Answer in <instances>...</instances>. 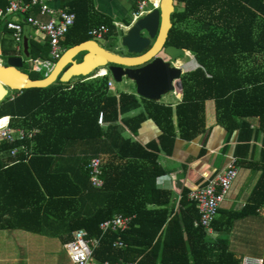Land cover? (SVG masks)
Wrapping results in <instances>:
<instances>
[{
  "label": "trees",
  "instance_id": "16d2710c",
  "mask_svg": "<svg viewBox=\"0 0 264 264\" xmlns=\"http://www.w3.org/2000/svg\"><path fill=\"white\" fill-rule=\"evenodd\" d=\"M152 1L157 7L159 0ZM174 1L166 44L189 51L197 63L181 74V100L174 109L143 97L138 99L130 92L112 91L107 87L108 76H84L16 91L12 98L6 97L0 103V117L9 115L12 126L39 128L32 144L33 156L51 160L72 141L82 147L77 157L81 167L91 157L100 158V188L91 186L85 168L77 178L63 174V180L58 172L49 171L48 184H42L49 205L56 208L48 212L63 217L69 233L84 229L89 238H99L92 251L94 259L134 264H240L241 257L229 249L225 232L234 221L255 214L264 204V3ZM6 4L7 0H0V8ZM63 6L75 15L60 40L65 49L89 40L88 30L101 24L107 27L104 40L117 35L113 21L95 12L92 0H65ZM2 29L10 33L0 37L2 54L14 55V46L8 47L9 41L13 42L11 32L4 26ZM27 45L31 58L49 59L47 39L39 43L27 38ZM28 75L31 79L44 77ZM207 99L214 100L217 122L228 136L236 132L233 156L237 166L260 172L240 210L219 207L218 216L211 223L212 236L193 225L198 212L186 190L175 209L170 203V192L156 185L162 174L158 153L169 152L175 138L173 115L180 138L191 140L205 129ZM141 104L142 110L129 115ZM99 112L104 120L115 124L101 127L97 123ZM146 118L153 119L162 131L158 143L141 144L122 135V126L135 133ZM259 134L262 136L258 158L253 159L252 142ZM11 146L4 144L7 150ZM51 182L60 184L64 192H52ZM116 214L133 216L129 228L100 235L99 223ZM4 222L0 220V228L11 226L9 220ZM116 239L122 240L124 246L114 248L112 243ZM260 257L264 264V253Z\"/></svg>",
  "mask_w": 264,
  "mask_h": 264
},
{
  "label": "crops",
  "instance_id": "0c3cea01",
  "mask_svg": "<svg viewBox=\"0 0 264 264\" xmlns=\"http://www.w3.org/2000/svg\"><path fill=\"white\" fill-rule=\"evenodd\" d=\"M43 1L55 10V15L59 8L68 9V7L63 6L65 0ZM137 1L92 0V4L95 12L107 16L114 23L126 26L125 24L129 21V15L133 11ZM38 11V7H33L30 10V14L43 22L49 19V15H40ZM6 33L7 36H10V33L4 32V30L2 35L5 36ZM23 36L24 38L36 40L39 43L46 40L42 32L27 24H23ZM1 47L0 43V59L4 61L3 59L9 56L2 54ZM61 48L64 52L65 48L62 45ZM187 54H189V51H187ZM15 55H17L16 50L15 54L10 56ZM19 56L23 58V62L25 59L31 58L30 56H24L23 52ZM177 64H182L183 72L197 65L194 57L189 63L184 61L183 58H179ZM90 76L85 79H89ZM78 78L75 77L73 80ZM112 91L118 90L114 88ZM122 92H130L135 94L138 99L140 98L135 90ZM6 97H9V95ZM180 100L181 90H174L163 95L158 102L170 105L174 109ZM142 108L143 105L141 104L137 110L131 111L129 115L136 114ZM204 117V131L191 140H184L178 134L176 116L174 114L172 117L173 125L175 126L173 144L169 152L160 151L158 153L157 163L160 170H162V174L157 177L156 185L170 192V203L173 204L175 209L179 207V200L183 190H186L189 194L191 190L204 184L205 175L213 176L224 167L229 156L234 155L236 132L231 137L228 136L227 130L217 122L213 99L205 100ZM251 121L253 124L256 123L255 119H251ZM112 124H115V122L104 120L103 116V124L99 125L107 128ZM121 129L124 137H130L141 144H148L153 141L158 143V137L162 133L159 125L151 118H146L142 121L135 133H132L124 126ZM261 136L259 134L256 141L252 142L254 146L253 159L258 158ZM81 149L82 147L78 143L71 141L63 146L60 154L52 156L53 159L51 160L40 155H32L26 161L19 162H11L12 159L6 161L5 158L1 160L0 220H2V223H5V220H9L8 223L11 226L0 228V264H48L47 262L51 258L58 259V253L60 252L58 250L52 251L54 246L50 250L46 244H64L70 240L68 238L71 233L68 232L69 225L63 217L48 212L56 208L52 204L49 205L47 193L43 189L42 184H48L49 171L51 173L58 172L59 179L61 180H63V174H66L70 178H77L89 161L87 160L83 167L79 165L77 157L79 158ZM259 173L254 168L238 166V174L231 185L232 190L229 196L227 195L228 197L224 199L220 208L240 210L247 202ZM52 183L50 184L52 192H64L65 189L60 184L53 185ZM261 231L264 233V204L257 209L255 214L234 221L232 226L225 232L229 249L235 252V249L244 242L242 239H239L241 235L246 234L249 236ZM262 240L264 242V239ZM236 256L239 257L240 255L236 253ZM252 256L260 257L261 255ZM45 258H47L46 262L44 261ZM68 261L72 263L69 259Z\"/></svg>",
  "mask_w": 264,
  "mask_h": 264
},
{
  "label": "built area",
  "instance_id": "2783aa9c",
  "mask_svg": "<svg viewBox=\"0 0 264 264\" xmlns=\"http://www.w3.org/2000/svg\"><path fill=\"white\" fill-rule=\"evenodd\" d=\"M264 3V0H262ZM150 5L154 8L150 0H139L136 3V8L132 11V21L143 16L148 10L146 6ZM33 7L39 8L40 15H49V19L45 22L37 19L30 14ZM55 10L51 8L43 0H7V4L0 8V35L3 33L2 26L11 32V38L15 44L17 55H22L23 42V24L32 26L37 31L42 32L49 44V59L27 58L32 64L31 69L36 72L41 71V67H53L55 61L61 56L63 49L61 48L60 40L73 24L75 15L67 8H59ZM22 16V18H20ZM118 29L123 28V25L114 23ZM107 32V27L103 24L92 27L88 30V35L91 38H103ZM2 63V59H0ZM101 76H110L106 68L95 70L90 78ZM113 80L110 77L107 80V87L113 88ZM12 93V92H11ZM9 94L10 98L14 94ZM97 123L103 124L102 112H99ZM39 133V128L12 126L10 116L0 117V162L6 156L11 157V162L26 161L27 158L34 154L33 140ZM4 144L12 145L8 150L4 148ZM101 160L98 156L89 159L85 166L90 184L95 188H100L103 185L101 178ZM238 174V166L236 158L229 156L224 167L215 173L213 176L205 175V183L197 186L189 192L188 199L195 203L198 218L193 225L202 227L208 235H213L211 223L218 214V209L224 199L227 197L233 181ZM133 216L116 214L109 219H105L99 223L100 235L111 231H124L129 228ZM99 244V238H89L84 229H76L71 233V238L63 247L66 250L69 260L73 264H134L132 262H117L98 261L92 257V251ZM114 248H121L124 243L120 239L113 241ZM262 257L244 255L240 259V264H262Z\"/></svg>",
  "mask_w": 264,
  "mask_h": 264
},
{
  "label": "water",
  "instance_id": "95a60500",
  "mask_svg": "<svg viewBox=\"0 0 264 264\" xmlns=\"http://www.w3.org/2000/svg\"><path fill=\"white\" fill-rule=\"evenodd\" d=\"M174 10V0H160L158 7L126 25L128 28H122L125 31L120 44L134 55L106 49L103 38H91L65 49L51 70L39 79H31L20 69L23 66L21 56L7 57L0 63V102L13 91L47 87L56 80L65 83L75 77H89L99 68H106L116 82L123 78L132 82L139 97L155 102L169 92L181 90L183 69L177 62L187 51L166 44L172 26L170 15ZM81 52V60L77 61L75 57ZM23 55L29 56L26 37L23 38Z\"/></svg>",
  "mask_w": 264,
  "mask_h": 264
},
{
  "label": "rangeland",
  "instance_id": "374dc122",
  "mask_svg": "<svg viewBox=\"0 0 264 264\" xmlns=\"http://www.w3.org/2000/svg\"><path fill=\"white\" fill-rule=\"evenodd\" d=\"M138 1H137V3H138ZM145 9L151 10L152 7L150 5H148L145 7ZM128 19H129V21H128L129 22L128 26H129L133 22L132 21V12L130 13ZM121 25H123V24H121ZM116 31H117V35L115 37H108L107 40L104 42L103 46L106 49L112 50V51L117 52V53H122V54H126V55L130 54L120 44L121 36L124 34L125 30L116 28ZM13 46H14V43L12 41L11 42L9 41L8 47L12 48ZM82 55H83L82 52L79 55H77L76 60H80ZM180 58H183L184 61L189 63L191 60H193V55L189 53V54H187L183 57H180ZM3 60H5V59H3ZM31 67H32V64L29 61H27V59H25L23 62V66L20 69L22 71H24L25 73L30 74L32 76H36V77H39L41 75L45 76L50 69V67H47V66L44 67L43 66V67H41V71L39 73H36L31 69ZM108 77L110 78V76H108ZM113 82H114V87L112 88V90L114 88H116L118 91H127V90L133 91V90H135L133 83L126 80L125 78H123L122 81H120V82H116L114 80H113ZM15 92L16 91H13L11 94H14ZM231 190H232V187L230 188L229 193L231 192ZM229 193H228V196H229ZM239 239H242L244 241L241 243V245L239 247L237 246L238 248H236V249L234 248L235 253H238V255H240L239 257H242L243 255H249V256L251 255L252 256V255H258V254L262 256V254L264 253V242L262 240V239H264V233L262 231L260 233H255V234L253 233V235H249V236H247L246 234H243L239 237ZM254 241H258V242H254ZM36 245H38V244H36ZM46 246L49 247L50 250L54 246V249L52 251L58 250L60 252V253H58V259L56 258L57 260H55L54 258H51L50 260H48V262H47L48 264H72L68 261L69 258H67L68 255L66 256L67 253H66L65 248L63 247V244H60V243H58V244H46ZM44 261L46 262L47 258H45Z\"/></svg>",
  "mask_w": 264,
  "mask_h": 264
},
{
  "label": "bare ground",
  "instance_id": "6f19581e",
  "mask_svg": "<svg viewBox=\"0 0 264 264\" xmlns=\"http://www.w3.org/2000/svg\"><path fill=\"white\" fill-rule=\"evenodd\" d=\"M150 2H152V4H153L154 8H156V6L154 5L153 1H152V0H150ZM159 3H160V0H159ZM159 3H158V6H159ZM158 6H157V7H158ZM124 27H125V28H128V27H126V26H123V28H124Z\"/></svg>",
  "mask_w": 264,
  "mask_h": 264
},
{
  "label": "flooded vegetation",
  "instance_id": "af4514ba",
  "mask_svg": "<svg viewBox=\"0 0 264 264\" xmlns=\"http://www.w3.org/2000/svg\"><path fill=\"white\" fill-rule=\"evenodd\" d=\"M154 40V39H153ZM153 40H152V42H153ZM120 54H122V53H120ZM127 55H134V54H127Z\"/></svg>",
  "mask_w": 264,
  "mask_h": 264
}]
</instances>
